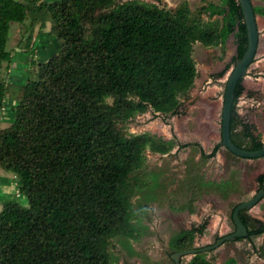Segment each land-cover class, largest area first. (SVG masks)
<instances>
[{
    "label": "trees",
    "instance_id": "obj_1",
    "mask_svg": "<svg viewBox=\"0 0 264 264\" xmlns=\"http://www.w3.org/2000/svg\"><path fill=\"white\" fill-rule=\"evenodd\" d=\"M11 24L21 29L17 49L24 57L36 53L37 25L39 32L49 25L56 53L36 65L22 87L10 85L20 95L12 122L0 129V171L14 177L15 193L1 202L0 264H112L116 244L136 239L134 222L145 212L132 201L141 189L146 152L165 156L175 147L197 146L206 162L222 149L219 141L207 154L199 144L178 143L172 130L173 139L164 140L131 134L128 125L147 113L153 119L182 115L180 100L197 76L194 44L223 50L233 36L242 57L247 38L240 7L237 0L208 2L193 15L186 2L171 12L139 0H0V72L13 62ZM234 62L211 78L221 79ZM29 64L35 66L33 59ZM242 82L235 89L230 138L238 149L258 151L264 147L260 137L236 109ZM7 91L0 80V122ZM256 183L264 188V173ZM239 218L248 237L236 242H251L264 262V239L253 244L264 236V223L246 211ZM207 223L173 236L172 254L192 249ZM188 264L212 263L197 254Z\"/></svg>",
    "mask_w": 264,
    "mask_h": 264
},
{
    "label": "rangeland",
    "instance_id": "obj_2",
    "mask_svg": "<svg viewBox=\"0 0 264 264\" xmlns=\"http://www.w3.org/2000/svg\"><path fill=\"white\" fill-rule=\"evenodd\" d=\"M139 1L171 12L180 3L186 2L193 15L208 2L216 5L220 3V0ZM252 7L256 16L264 19V0H252ZM202 20L207 21L205 16ZM258 23L256 59L243 79L244 92L236 109L240 118L254 127L255 135L260 137L264 145V25L261 26L260 20ZM39 31L37 25L32 35L36 49V53L30 56L35 63L32 66L29 64L30 58L21 55L17 49L22 36L21 29L17 24H11L8 50L13 62L9 67L4 64L0 72V80L8 86L0 129L12 122L11 108L16 105L14 99L20 95L10 85L22 87L30 75L35 74L36 65L44 63L56 53V43L48 36L49 25L44 31ZM234 48L232 38L226 41L223 50L216 46L205 48L194 44L192 58L197 76L193 88L180 100L182 115L158 119H153L151 115L140 116L129 123V133H149L164 140H172V130L178 143L199 144L208 154L220 141L223 95L233 65L221 79L214 80L211 76L233 63ZM263 173L264 158L235 161L223 148L213 160L206 162L200 160L197 146L178 151L175 147L165 156L147 151L145 166L141 171V189L132 201L135 208L144 206L145 212L141 217L137 216L134 222L136 239L128 240L126 246L116 244L112 251V264H173L170 260V239L180 231L199 226L205 220L208 222L207 227L202 236H195L192 249L212 245L215 238L232 233L234 227L229 218L232 207L254 195L258 190L256 178ZM227 181L234 183L228 190L212 186ZM14 186V177L0 171V207L2 199L15 193ZM248 215L264 223V199ZM263 239L264 236L253 240L254 246H260ZM199 255L201 258L205 256L212 264H222L228 258H234L237 264H264L255 255L252 243L246 240L226 243L213 252ZM191 258L181 259V264H188Z\"/></svg>",
    "mask_w": 264,
    "mask_h": 264
},
{
    "label": "water",
    "instance_id": "obj_3",
    "mask_svg": "<svg viewBox=\"0 0 264 264\" xmlns=\"http://www.w3.org/2000/svg\"><path fill=\"white\" fill-rule=\"evenodd\" d=\"M237 3L240 7L243 17V23L245 26L247 38V48L240 59H238V56L236 54V46L234 48L235 62L233 65V69L226 81L223 95L220 141L222 148L231 153L233 156L241 160L253 161L264 158V147H262L258 151H246L238 149L236 146H234L230 138V118L235 98V89L239 81L246 77L248 68L254 63L259 44V31L257 28L256 16L253 12L252 0H237ZM231 38L233 39V36H231ZM263 199L264 188H260L250 199L239 203L234 208L231 216V221L234 226V232L221 237L212 245L174 253L170 256V260L172 261V263L181 264V259L185 257H194L197 254L213 252L226 243H232L236 242L237 240L246 239L248 237V232L246 227L241 222L239 214L242 211L249 212L251 209L256 207Z\"/></svg>",
    "mask_w": 264,
    "mask_h": 264
},
{
    "label": "crops",
    "instance_id": "obj_4",
    "mask_svg": "<svg viewBox=\"0 0 264 264\" xmlns=\"http://www.w3.org/2000/svg\"><path fill=\"white\" fill-rule=\"evenodd\" d=\"M258 20H260V21H262V23H261V26H263L264 25V19L263 18H259L258 16H256V23H257V28L259 27V23H258ZM229 38H231V36L229 37ZM228 38V39H229ZM234 39V38H233ZM232 39V40H233ZM145 115H150L149 113H147V114H144V115H142V116H145ZM166 140V139H165ZM10 190V189H9ZM4 199H2V201H3Z\"/></svg>",
    "mask_w": 264,
    "mask_h": 264
},
{
    "label": "flooded vegetation",
    "instance_id": "obj_5",
    "mask_svg": "<svg viewBox=\"0 0 264 264\" xmlns=\"http://www.w3.org/2000/svg\"><path fill=\"white\" fill-rule=\"evenodd\" d=\"M234 59V58H233Z\"/></svg>",
    "mask_w": 264,
    "mask_h": 264
}]
</instances>
